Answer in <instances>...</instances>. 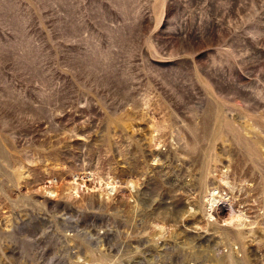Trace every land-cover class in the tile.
<instances>
[{
	"label": "rangeland",
	"instance_id": "374dc122",
	"mask_svg": "<svg viewBox=\"0 0 264 264\" xmlns=\"http://www.w3.org/2000/svg\"><path fill=\"white\" fill-rule=\"evenodd\" d=\"M0 264H264V0H0Z\"/></svg>",
	"mask_w": 264,
	"mask_h": 264
},
{
	"label": "bare ground",
	"instance_id": "6f19581e",
	"mask_svg": "<svg viewBox=\"0 0 264 264\" xmlns=\"http://www.w3.org/2000/svg\"><path fill=\"white\" fill-rule=\"evenodd\" d=\"M155 154H156V153H155ZM156 155H157V154H156ZM155 157H156V156H155ZM157 157H158V156H157ZM156 160H157V159H156ZM156 160H154V161H156ZM133 187H134V186H133ZM133 187H132V188H133ZM111 188H112V187H111ZM113 188H114V187H113ZM113 188H112V189H109V191L111 192L112 190H114ZM112 192H113V191H112ZM214 193H215V192H214ZM214 193L211 194L210 199H209V203H210V205H211L210 207H212L215 203L217 204V201H216V198H215L216 196L214 197V195H215ZM48 194H49V195H54L53 192H48Z\"/></svg>",
	"mask_w": 264,
	"mask_h": 264
}]
</instances>
